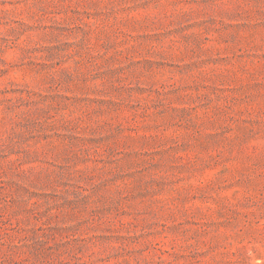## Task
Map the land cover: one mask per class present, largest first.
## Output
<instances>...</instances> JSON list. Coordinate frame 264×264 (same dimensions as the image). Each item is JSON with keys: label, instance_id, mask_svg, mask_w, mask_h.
Segmentation results:
<instances>
[{"label": "rangeland", "instance_id": "1", "mask_svg": "<svg viewBox=\"0 0 264 264\" xmlns=\"http://www.w3.org/2000/svg\"><path fill=\"white\" fill-rule=\"evenodd\" d=\"M0 264H264V0H0Z\"/></svg>", "mask_w": 264, "mask_h": 264}]
</instances>
